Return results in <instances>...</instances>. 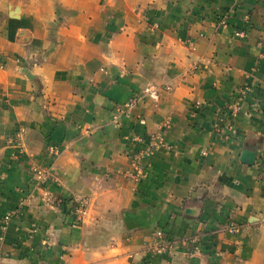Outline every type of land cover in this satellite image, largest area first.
Wrapping results in <instances>:
<instances>
[{
	"label": "crops",
	"instance_id": "obj_1",
	"mask_svg": "<svg viewBox=\"0 0 264 264\" xmlns=\"http://www.w3.org/2000/svg\"><path fill=\"white\" fill-rule=\"evenodd\" d=\"M154 135L146 175L126 177ZM44 162L57 196L88 200L82 222L42 200ZM12 211L11 264H141L159 228L202 253L153 264H264V0H0V219Z\"/></svg>",
	"mask_w": 264,
	"mask_h": 264
},
{
	"label": "built area",
	"instance_id": "obj_2",
	"mask_svg": "<svg viewBox=\"0 0 264 264\" xmlns=\"http://www.w3.org/2000/svg\"><path fill=\"white\" fill-rule=\"evenodd\" d=\"M239 36H244L243 31L236 33ZM171 86L165 88H159L155 86H148L144 88L142 92H136L130 96L128 101L124 105L125 110L132 109L141 99L142 93L150 94L153 98L158 100L161 96L162 91H170ZM228 128L231 129L240 111V105L238 100L233 101L228 105ZM220 126L217 125L219 129ZM25 132L24 128H21L16 136H20ZM235 134V131L232 133ZM14 141V140H11ZM165 144L163 138L160 135H154L151 140V144L145 150H142L135 154L133 161V169L122 172L126 177L133 178L135 180L141 179L146 175L145 160L153 155L157 149ZM47 151L50 155H59L61 149L58 145L50 143L47 145ZM203 155H207L206 151L202 152ZM34 174L36 176L38 187L41 191V198L46 205L56 208H62V198L57 196L53 190L55 179L51 171V164L49 162L40 163L34 166ZM89 202L87 199H80L74 203V216L77 222H82L88 213ZM17 211H12L0 219V230L4 234L9 228V224L13 216ZM229 230L232 232L238 231V227L235 224H231ZM33 231H37V226L33 228ZM44 244H48V241H44ZM185 249L186 253L191 257L200 256L201 250V239L194 237L191 239L173 240L171 239L163 229H157L151 238L145 245V256L141 264H153L154 259L160 255H171L177 251V249ZM0 264H11L8 260L1 258Z\"/></svg>",
	"mask_w": 264,
	"mask_h": 264
},
{
	"label": "water",
	"instance_id": "obj_3",
	"mask_svg": "<svg viewBox=\"0 0 264 264\" xmlns=\"http://www.w3.org/2000/svg\"><path fill=\"white\" fill-rule=\"evenodd\" d=\"M257 154L251 151H245L242 160L247 164H253L256 160Z\"/></svg>",
	"mask_w": 264,
	"mask_h": 264
},
{
	"label": "trees",
	"instance_id": "obj_4",
	"mask_svg": "<svg viewBox=\"0 0 264 264\" xmlns=\"http://www.w3.org/2000/svg\"><path fill=\"white\" fill-rule=\"evenodd\" d=\"M69 203H71L70 199H62V209L67 214L71 213V211L74 209V203H71V208L69 206Z\"/></svg>",
	"mask_w": 264,
	"mask_h": 264
}]
</instances>
